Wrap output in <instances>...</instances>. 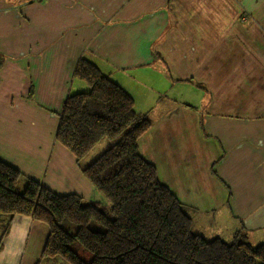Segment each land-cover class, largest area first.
<instances>
[{
	"label": "crops",
	"instance_id": "0c3cea01",
	"mask_svg": "<svg viewBox=\"0 0 264 264\" xmlns=\"http://www.w3.org/2000/svg\"><path fill=\"white\" fill-rule=\"evenodd\" d=\"M0 54V161L57 195L106 205L81 171L92 159L78 163L55 139L65 99L88 90L74 77L86 59L151 120L139 153L192 231L264 242V0H0ZM139 70L156 86L138 84L154 96L136 107ZM47 236L13 217L0 264H54L40 263Z\"/></svg>",
	"mask_w": 264,
	"mask_h": 264
},
{
	"label": "trees",
	"instance_id": "16d2710c",
	"mask_svg": "<svg viewBox=\"0 0 264 264\" xmlns=\"http://www.w3.org/2000/svg\"><path fill=\"white\" fill-rule=\"evenodd\" d=\"M4 61L0 54V68ZM74 77L88 90L65 99L55 139L78 163L104 139L116 140L81 170L106 205L57 195L0 161V250L18 215L48 227L40 263L264 264V242L253 247L237 233L230 243L194 233L184 206L139 153L138 140L151 120L88 60L77 63Z\"/></svg>",
	"mask_w": 264,
	"mask_h": 264
},
{
	"label": "rangeland",
	"instance_id": "374dc122",
	"mask_svg": "<svg viewBox=\"0 0 264 264\" xmlns=\"http://www.w3.org/2000/svg\"><path fill=\"white\" fill-rule=\"evenodd\" d=\"M132 75H133V78L137 79L138 81H135L136 86H135L134 90H132L131 87H129L128 89L130 90V92L134 96L135 104L137 107V105H139V103L141 101L144 103L145 101L150 100L154 96L147 87L144 88L143 86L138 85V84L145 83L148 86H156V84L154 83V79H153L154 76H149L148 74H145L140 70L137 72H134ZM146 77H149L150 80L149 79L146 80ZM87 89H88V87H87ZM171 96L177 97V92L172 93ZM187 97H188L187 95H185V96L182 94L179 95V99H183L180 101H183V102H189L190 101ZM115 141H110L108 139H104L83 159V162L86 163L90 159H92V161L95 160L99 155H101V153H103L107 148H109ZM23 186L22 185L18 186V190L21 191ZM79 254L81 256H83L82 252H80ZM90 258H91V254L88 252H85V258L84 259L89 260Z\"/></svg>",
	"mask_w": 264,
	"mask_h": 264
}]
</instances>
